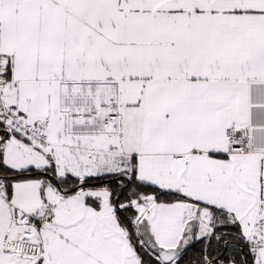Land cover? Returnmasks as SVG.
<instances>
[{
  "label": "snow or ice",
  "instance_id": "1",
  "mask_svg": "<svg viewBox=\"0 0 264 264\" xmlns=\"http://www.w3.org/2000/svg\"><path fill=\"white\" fill-rule=\"evenodd\" d=\"M0 264H264V0H0Z\"/></svg>",
  "mask_w": 264,
  "mask_h": 264
}]
</instances>
